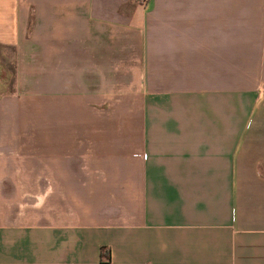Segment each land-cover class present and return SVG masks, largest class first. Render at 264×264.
Returning a JSON list of instances; mask_svg holds the SVG:
<instances>
[{
  "label": "crops",
  "instance_id": "0c3cea01",
  "mask_svg": "<svg viewBox=\"0 0 264 264\" xmlns=\"http://www.w3.org/2000/svg\"><path fill=\"white\" fill-rule=\"evenodd\" d=\"M0 51V264H264V0H0Z\"/></svg>",
  "mask_w": 264,
  "mask_h": 264
},
{
  "label": "rangeland",
  "instance_id": "374dc122",
  "mask_svg": "<svg viewBox=\"0 0 264 264\" xmlns=\"http://www.w3.org/2000/svg\"><path fill=\"white\" fill-rule=\"evenodd\" d=\"M6 52L8 53V51ZM14 84V66L9 63L7 65H0V95L12 92Z\"/></svg>",
  "mask_w": 264,
  "mask_h": 264
},
{
  "label": "built area",
  "instance_id": "2783aa9c",
  "mask_svg": "<svg viewBox=\"0 0 264 264\" xmlns=\"http://www.w3.org/2000/svg\"><path fill=\"white\" fill-rule=\"evenodd\" d=\"M145 3H147L148 2V0H143Z\"/></svg>",
  "mask_w": 264,
  "mask_h": 264
}]
</instances>
